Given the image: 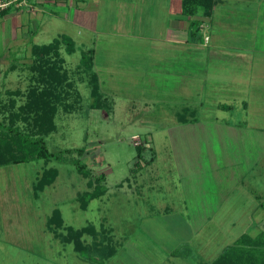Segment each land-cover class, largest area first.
Listing matches in <instances>:
<instances>
[{
    "label": "rangeland",
    "instance_id": "1",
    "mask_svg": "<svg viewBox=\"0 0 264 264\" xmlns=\"http://www.w3.org/2000/svg\"><path fill=\"white\" fill-rule=\"evenodd\" d=\"M53 1H44L54 7L42 9L40 20L32 16L35 20L27 28L23 8L16 10L15 18L0 20V123L6 125L25 104L29 88L37 86L32 46L63 36L75 43L72 54L64 42L60 47L67 80L58 90L56 129L46 137L57 158L0 167V264H210L242 235L264 231V209L256 198L264 197V65L254 71L259 84L253 86L249 59L243 55L247 52L206 71L198 62L204 59H197L188 47L181 54L176 51L182 47L174 51L148 39L166 34L161 19L158 24L151 19L157 0H95L94 8H89L91 0L89 5L85 0H56L62 7ZM236 39L233 44L244 47ZM91 48L95 54L90 72L82 57ZM187 59L193 62L191 75L181 69ZM92 72L98 76L97 99ZM223 104L233 109L219 108ZM187 109L197 112V126L179 122L178 113ZM200 123L215 130L197 138L183 135V129H198ZM16 125L30 129L20 119ZM137 146L143 147L140 159ZM197 146L214 152L207 157L215 161L205 167L206 175L185 169L188 174L182 177L174 148L182 147L179 156L189 164L192 156L206 155L184 150ZM211 146L225 149L215 152ZM77 159L92 178L104 175L107 187L86 211L77 196L92 188L90 178L74 165ZM50 168H56L58 176L36 197L33 186ZM164 205L174 211L164 212ZM194 205L207 207L196 210L191 219L183 216L182 207ZM55 209L63 226L52 230L48 222ZM88 226L96 232L82 238L91 254L83 258L64 237L68 227ZM185 242L194 249L189 261L182 259ZM106 246L116 253L99 261L109 251Z\"/></svg>",
    "mask_w": 264,
    "mask_h": 264
},
{
    "label": "trees",
    "instance_id": "2",
    "mask_svg": "<svg viewBox=\"0 0 264 264\" xmlns=\"http://www.w3.org/2000/svg\"><path fill=\"white\" fill-rule=\"evenodd\" d=\"M214 0H182V13L190 18L198 15L200 10L204 15L212 12ZM10 10H5L0 13V18L5 17ZM202 22L198 19L191 20L189 35L192 41L202 42L201 28ZM67 45V52L72 54L75 52V43L68 36H63L61 39H55L47 45H33L31 55L34 58L32 69L35 72L37 86H31L27 93L25 104L19 106L18 112L10 115L9 123H0V126L5 129L0 132V167L11 164L29 163L35 160L50 161L57 156L51 153L47 147L46 137L56 129L54 123V115L56 111V103L60 101L59 86L67 80L66 74L62 70L63 59L60 57V47L62 43ZM94 60V50L90 49L83 53L82 64L91 72ZM92 95L97 99L100 96L98 76L96 73L91 74ZM18 92H16L17 94ZM11 105H15V100L11 99ZM96 106V105H93ZM223 110H232L230 105H220ZM180 123H194L198 121L197 112L194 110H185L178 113ZM190 114L192 118H188ZM21 120L29 126V131H22L16 125V120ZM138 158L140 159L143 153V147H136ZM79 155L84 154V149L80 148L77 151ZM78 172L88 181L90 191L79 193L77 201L80 203V208L86 211L90 202L100 199L107 192V187L103 183L105 176L92 178L91 170L87 168L82 160L73 161ZM136 167H140L139 161L136 162ZM135 171V169H133ZM56 168L45 170L38 178L37 184L33 186L34 195L37 197L39 192H42L45 187L50 186L55 182L58 176ZM259 205L264 209V197L256 196ZM48 226L52 230H56L63 226V219L59 209H55L53 215L49 219ZM54 226V228H53ZM68 235L64 237L66 242H73L75 249L83 256L89 258V246L84 245L82 238L90 233L94 234L93 226L74 229L68 227ZM107 247V246H106ZM105 247V248H106ZM108 248V247H107ZM106 248V249H107ZM109 251L102 253L104 259L99 261H108L115 253L114 247H109ZM111 252V253H110ZM177 254V253H174ZM101 256V258H102ZM101 264V263H100ZM210 264H264V231L256 236L249 234L242 235L232 245L227 247L213 262Z\"/></svg>",
    "mask_w": 264,
    "mask_h": 264
},
{
    "label": "crops",
    "instance_id": "3",
    "mask_svg": "<svg viewBox=\"0 0 264 264\" xmlns=\"http://www.w3.org/2000/svg\"><path fill=\"white\" fill-rule=\"evenodd\" d=\"M31 5L34 6L31 12L27 9L22 10L23 15L21 16V19L23 21V25H31V23L35 20L32 16H37L39 20L42 17V9H49L52 6L46 4L45 0H29ZM85 0L86 4L90 2L91 7H95V0ZM57 6L62 7L61 3H58L56 0L53 1ZM50 4V2H49ZM45 7V8H44ZM54 7V6H53ZM52 7V8H53ZM88 8V7H87ZM151 19L154 18L157 19V24L159 19L162 21V25L165 26V37L164 38H154V37H147L148 39L154 41V42H161L166 43L170 46L171 50H174L178 47H182V51L177 50L178 53H183L185 46L188 47L189 52H192L194 55L197 56V59H204L202 63L200 61L199 64L201 68L203 67L206 69V71L214 64H218L219 66L224 65L225 59H232L235 57V55H242L240 52H247L245 57L249 59V66L251 70V76H249V79H252V85L259 84V79L256 78L255 70L258 69L260 65H264V0H214V7L210 14L204 15L203 11L200 10L198 15H196L193 18H190L188 16L183 15L182 13V0H157L156 2L152 3L151 8ZM17 15V11L12 9L8 12V14L0 18V20L4 19L7 20V18H15ZM159 18V19H158ZM8 19V20H9ZM198 19L202 22V28H201V35H202V42L192 41L190 39L189 35V29H190V23L191 20ZM151 25V24H150ZM15 27H13L14 29ZM19 30L20 28H16ZM30 29V28H29ZM12 32V29L10 30V33ZM243 36V37H242ZM205 37H208V41L205 40ZM235 38H239L238 41L236 39V42H242V45L244 47H237L240 44H233ZM248 40V42L244 43V41ZM197 47L199 50L198 52H193L191 48ZM93 49V48H91ZM94 54H95V49ZM172 51V52H174ZM206 59V60H205ZM221 61V62H220ZM193 62H189V59H187V64L183 65L184 69L187 70L184 71L187 75H191L190 71L192 68ZM234 64V63H233ZM182 65V64H181ZM178 68V67H177ZM198 68V67H197ZM180 73L183 72V70L179 71ZM253 72V73H252ZM187 82L188 80L191 81V76L186 77ZM207 80V79H206ZM202 92V91H201ZM203 93V92H202ZM242 100H247V98H240ZM246 103V109L244 111H250V105ZM202 121V120H201ZM197 126L195 123H186L183 125V127H190ZM203 126V127H202ZM200 128L195 129L191 128V130H184L183 129V135L184 136H191L197 138V136H200L206 131V130H215L212 125L205 126L203 123H200ZM197 131V134H196ZM221 134V131H220ZM204 139V138H202ZM176 142V139L174 140ZM178 143V142H177ZM222 145L224 143L222 142ZM198 148H184V150L188 151L189 155H193L191 153V149L195 151V154H202L206 153L202 158H196L192 156L191 163L188 164L185 159H182L179 155L182 154V147H175L173 154H176V158L178 160V168L180 171H184V173L181 175L182 177H185V169H189L190 171H194L198 173V175H206L205 173V167L207 165H210L209 161H212L214 163L215 159H211L214 156H211L210 159H208V154L214 155V152H210V150L202 149V147L206 146H197ZM212 147V146H211ZM215 152L217 150L225 149L221 147L220 149L215 148V146L212 147ZM209 151V152H206ZM174 156V155H173ZM210 157V156H209ZM221 168L220 166H214L213 169ZM207 207V206H205ZM205 207H201L200 205H194L190 207H182V214L183 216L191 219L195 217L196 210H202L204 211ZM164 212H173L174 210L168 206H163ZM181 210V208H179ZM186 214V215H185ZM185 250L183 253L184 257L182 258L184 261H189L193 258L194 255V249L191 246L189 248L187 245L190 243L185 242ZM187 244V245H186ZM180 255V254H178ZM178 258V256L176 257Z\"/></svg>",
    "mask_w": 264,
    "mask_h": 264
},
{
    "label": "built area",
    "instance_id": "4",
    "mask_svg": "<svg viewBox=\"0 0 264 264\" xmlns=\"http://www.w3.org/2000/svg\"><path fill=\"white\" fill-rule=\"evenodd\" d=\"M19 8H34L28 0H0V13L5 10H18ZM208 37L205 40L208 41Z\"/></svg>",
    "mask_w": 264,
    "mask_h": 264
}]
</instances>
